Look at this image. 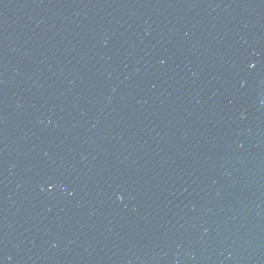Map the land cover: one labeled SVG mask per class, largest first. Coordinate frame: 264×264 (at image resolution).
<instances>
[{
	"label": "water",
	"instance_id": "water-1",
	"mask_svg": "<svg viewBox=\"0 0 264 264\" xmlns=\"http://www.w3.org/2000/svg\"><path fill=\"white\" fill-rule=\"evenodd\" d=\"M0 264H264V0H0Z\"/></svg>",
	"mask_w": 264,
	"mask_h": 264
}]
</instances>
